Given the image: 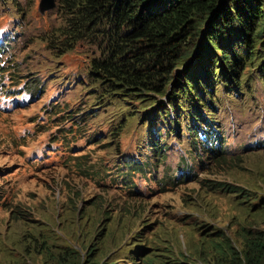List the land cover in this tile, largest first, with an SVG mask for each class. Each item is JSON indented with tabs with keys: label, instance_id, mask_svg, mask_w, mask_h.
<instances>
[{
	"label": "rangeland",
	"instance_id": "rangeland-1",
	"mask_svg": "<svg viewBox=\"0 0 264 264\" xmlns=\"http://www.w3.org/2000/svg\"><path fill=\"white\" fill-rule=\"evenodd\" d=\"M39 2L0 1V264H18L33 231L53 238L56 253L73 248L88 264L92 253L87 257L86 249L95 250L101 239L93 240L98 221L86 220L87 209L100 216L99 228L115 215L121 233L134 229L129 238L144 227L158 236L139 245L203 264L195 259L200 241L217 230L232 237L264 197V75L247 65L230 97L228 80L215 70L213 89L222 108L214 125L224 135L227 160H212L186 135L184 124L179 135L168 134L167 120L160 117L173 109L167 96L146 94L144 101L126 105L98 101L89 73L94 49L81 42L57 57L44 39L60 14L57 7L42 14ZM194 42L200 45L203 38ZM196 74L204 76L206 68L197 67ZM158 133L167 149L162 160L147 147ZM129 160L143 172L121 177L120 167ZM220 182L258 199L242 203L241 195L215 189ZM118 250L109 243L107 261ZM20 264L56 263L37 252Z\"/></svg>",
	"mask_w": 264,
	"mask_h": 264
},
{
	"label": "trees",
	"instance_id": "trees-1",
	"mask_svg": "<svg viewBox=\"0 0 264 264\" xmlns=\"http://www.w3.org/2000/svg\"><path fill=\"white\" fill-rule=\"evenodd\" d=\"M57 1L60 23L46 34V47L55 51L57 57L72 52L81 42L94 49L89 73L91 85L97 87L94 94L98 101L117 100L126 105L131 99L144 101L146 94L167 96L173 109L162 111L160 117L167 120L168 134L179 135V125L184 124L186 135L206 155L210 154L212 160H227L224 135L214 125L222 108L221 97L215 98L214 72L218 69L220 78L228 80L230 93L226 95L230 97L234 95L231 90L239 84L236 79L247 65L259 71V76L264 75V0ZM198 36L203 38L200 45L194 42ZM193 54L196 58L189 62ZM200 66L206 68L204 76L196 74ZM160 136L161 133L152 135L147 142V147L155 150L156 160L167 156ZM120 168L125 170L121 175L124 178L143 172L135 160L126 161ZM131 184L127 180L125 187L133 192ZM218 187L241 195L242 203L249 201L254 205L258 199L231 183L220 182L214 188ZM260 199L253 211L248 210L244 223L232 237L222 230L210 233V238L200 241L196 250L199 258H194L203 264H264V197ZM86 211V220L98 221L93 240L101 239V246L98 243L95 248L98 254L93 253L94 248L86 249L87 257L92 253L88 264H113L115 258L107 261L105 256L109 243L118 246L122 229L117 227L122 221L113 215L108 225L99 228L100 216ZM29 241L23 247L27 254L17 260L18 264L37 252L46 262L53 258L56 264H82L80 254L73 248L56 253L53 238L42 231L39 236L33 231ZM157 250L137 245L132 250L133 261L127 264H198L189 261L188 256L178 261Z\"/></svg>",
	"mask_w": 264,
	"mask_h": 264
},
{
	"label": "clouds",
	"instance_id": "clouds-1",
	"mask_svg": "<svg viewBox=\"0 0 264 264\" xmlns=\"http://www.w3.org/2000/svg\"><path fill=\"white\" fill-rule=\"evenodd\" d=\"M117 228H119V226ZM133 230V228L125 229L124 227V232L120 234L119 240L117 241L119 250L113 264H127L132 262V250L136 249V246L139 245L141 240L158 237L151 229L144 227L143 229H140L142 231L139 230L134 236L129 238L128 232Z\"/></svg>",
	"mask_w": 264,
	"mask_h": 264
},
{
	"label": "water",
	"instance_id": "water-1",
	"mask_svg": "<svg viewBox=\"0 0 264 264\" xmlns=\"http://www.w3.org/2000/svg\"><path fill=\"white\" fill-rule=\"evenodd\" d=\"M57 0H40L39 11L42 14L53 11L57 7Z\"/></svg>",
	"mask_w": 264,
	"mask_h": 264
},
{
	"label": "bare ground",
	"instance_id": "bare-ground-1",
	"mask_svg": "<svg viewBox=\"0 0 264 264\" xmlns=\"http://www.w3.org/2000/svg\"><path fill=\"white\" fill-rule=\"evenodd\" d=\"M23 62V61H22ZM23 67V66H22ZM224 141V140H223ZM89 144V143H88ZM69 147H71V146H69ZM72 148V147H71ZM156 149V148H155ZM74 151V150H73ZM159 152V151H158ZM103 158V157H102ZM111 158V157H110ZM166 159V158H165ZM100 161V160H99ZM95 165V164H94ZM106 167H107V165H106Z\"/></svg>",
	"mask_w": 264,
	"mask_h": 264
}]
</instances>
